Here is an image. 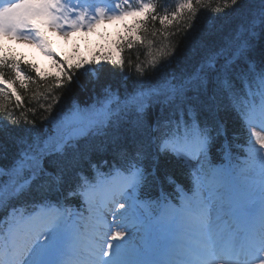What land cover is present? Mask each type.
Wrapping results in <instances>:
<instances>
[{
    "label": "trees",
    "instance_id": "16d2710c",
    "mask_svg": "<svg viewBox=\"0 0 264 264\" xmlns=\"http://www.w3.org/2000/svg\"><path fill=\"white\" fill-rule=\"evenodd\" d=\"M225 2L148 0L141 9L132 7L114 18L112 25H103L98 41L78 32L66 50L60 51L50 40L45 45L48 57L20 52L13 45L5 48L1 42L0 81L9 86L0 82V166L8 170L0 177L5 198L0 201V220L19 203L52 199L70 205L79 199L77 191L83 180L115 167L142 164L141 189L157 200L176 198L179 184L190 190L194 173L189 159L168 158L154 163L152 132L138 117L136 101L140 92L190 74L205 52L204 45L223 42L241 25L247 29L254 21H264V0H238L235 7L226 10ZM255 31L261 33L252 38L259 61L264 24H258ZM43 37L51 38L46 29ZM111 47L122 50V63L113 60L116 53L109 54ZM97 51L100 55H94ZM101 57L105 62L98 66L96 60ZM252 87L254 90L256 84ZM223 105L227 110L221 112V118L229 135L222 141L212 130L213 160L220 159L222 153L238 156L253 136L245 122V100L239 114L227 101ZM90 106L104 125L94 126L81 136L70 132L69 139H64L60 119L85 112ZM25 152L36 157L32 162L36 178L14 194L16 164ZM52 152L58 155H45ZM50 160L56 163L50 164ZM28 176L25 171L20 179Z\"/></svg>",
    "mask_w": 264,
    "mask_h": 264
},
{
    "label": "snow or ice",
    "instance_id": "6c2138e0",
    "mask_svg": "<svg viewBox=\"0 0 264 264\" xmlns=\"http://www.w3.org/2000/svg\"><path fill=\"white\" fill-rule=\"evenodd\" d=\"M112 2L113 0H51V6L44 7L38 18H33L37 19L36 27L41 32L52 21H62V25L58 24V27L65 31L73 30L83 22L84 27L80 30L88 31L87 25L96 21V7ZM237 2L238 0H232L229 4L226 0L224 9L235 7ZM53 7H58L63 12V17L54 13ZM104 24L105 22L98 21L94 26L98 30ZM258 24H264V21H254L247 29L241 25L231 37H225L223 42L204 45L205 52L190 74L179 80L169 79L138 94L135 110L152 132L151 143L155 147L153 160L156 165L168 158L184 162L190 157L210 156L215 146L212 130L222 141L229 135L227 124L221 118V112L227 110L223 102L227 101L231 110L239 114L241 102L253 91V84H256L254 91L264 97V48L258 61L255 44L252 42V38L261 35L255 31ZM62 36L67 39V36ZM100 51L94 55H100ZM108 51L110 55L114 51L116 55L113 60L122 63L120 48L111 47ZM104 62L103 57L96 60L98 66ZM153 97L157 99L153 101ZM45 155L54 156L58 153ZM35 159L33 154L25 152L18 160L15 169L18 182L15 183L14 194L21 193L24 186L30 185L36 178V173L32 172V162ZM49 163L54 165L56 162L50 160ZM25 171L29 172V176L20 179ZM47 171L54 169L48 168ZM136 171L143 178L142 164L136 166ZM6 174L8 170L0 166V177ZM3 191L0 188V201L5 199ZM124 207V204L119 205V209ZM257 261L264 264V244L254 247L248 254V264H257Z\"/></svg>",
    "mask_w": 264,
    "mask_h": 264
},
{
    "label": "rangeland",
    "instance_id": "374dc122",
    "mask_svg": "<svg viewBox=\"0 0 264 264\" xmlns=\"http://www.w3.org/2000/svg\"><path fill=\"white\" fill-rule=\"evenodd\" d=\"M20 1L21 2H19L18 4L10 3L9 5H7V7H0V37L6 38L10 41L13 40L18 46V48L24 50L27 53H31L36 50L42 49V46L38 42L40 39L37 37V34L33 29V27L35 26L33 25L32 27L30 25V22L33 20V17H38V15L42 13L44 7L51 6V0ZM109 9H111V11H109ZM52 10L58 16L63 17V12L60 11L58 7H53ZM113 12H116V10L113 9V5L111 3L107 4L106 6L101 5L100 7H96V21L90 22L87 25L88 31L82 32L85 35L91 37L93 41H98V39L102 37L101 32L103 30V25L100 29L97 30L94 26L95 22L103 21L105 22L104 25H112L114 17L109 15H111ZM58 24L62 25V21L50 22L49 30L52 33L55 46L58 47L61 51H63L67 48V45L72 40L73 34H75L76 31H81L80 29L84 27V24L83 22H80L79 27L69 31H65L62 29V27H58ZM62 35L67 36V39H65ZM81 47L83 50H85L86 48L83 41L81 42ZM93 109L94 108L90 106L88 109H86L85 112L80 111L78 113L70 115L69 117H64L62 121L60 119L59 130H61L62 132L64 128H69L68 124L75 123V125H72V127L70 128V132L74 135H78L81 134V132H85L91 129V127L101 125V120H99V118L95 116V113L92 111ZM260 137L262 136L260 135ZM262 138L264 139V136ZM199 158V162L194 163V169L196 170L197 180V196L203 195L206 200L209 201V203L214 204L216 208L222 207L223 203L225 206L226 202L232 201L227 187H237L236 183H229V174L223 166H212L208 164L207 157ZM114 190L115 189L113 188V191ZM216 191L222 192H217V194L215 195L214 192ZM124 194L130 199V194H128L127 192ZM132 201H135V198H132ZM130 206L131 205L129 204V207H127L126 212L123 211L119 214V216H121L119 218L116 216L118 215V213L116 212L107 215L105 219H102L104 229L103 231H101V233L106 236L108 232H111V234L106 237L108 238L109 242L105 243L104 239H101L99 241L100 248L110 253V255L104 259V264H124L128 261V259H125L123 256H120L118 254V252H120L119 248L117 250L115 249L111 251V242L113 240L122 241V239L119 238L120 234H122V237H124L125 235H127V237H133L134 243L129 245L134 246L135 244L138 248H145V241L147 242L146 245L150 244V241H152L153 246L154 244L155 246L153 247V249H149L158 251L157 253L160 256L170 257L171 259H174L175 264H210L208 262L209 258L214 259L211 261V264H223L222 261H215L217 260L216 258L219 256V253L217 251L219 245L217 243L220 240L215 237L214 232H217L218 226L221 225L219 223V220L217 221V223L214 224V226L217 227V230L213 229L214 226L211 227L212 224H201L197 222L194 226V232H192V238L188 237L187 235H184L183 237L184 239L187 238L189 241L188 248L180 252L177 248L171 249L169 246H167L168 240H170L171 238H176L177 235L180 236L177 229H170V227H172L171 225H175L172 223L171 219L168 223H158V221L155 219L156 215L153 214V209L146 208L145 213L143 210H140V215L144 216V223L141 226H136L134 223L130 224V222L125 223V220L130 217L129 215L133 214V210L128 211ZM224 210H226V206ZM110 211L114 210L112 209ZM207 212H209V209L207 210ZM230 212L234 213L232 211ZM235 214L238 215V211ZM243 214L244 213H242L241 215ZM133 215L134 217L131 219L132 222L136 221L137 223H140L142 217L140 215H137L136 213H134ZM123 219V224H120L122 222L121 220ZM7 221L10 223L6 230L7 236L10 232L11 237L19 236V240H21V242L25 243L26 245H29V243L27 242L28 239L26 238L24 233L20 232L21 228L25 226L20 222H23L24 220H22L21 218L16 219L15 217L13 220L8 219ZM11 222H13L14 225ZM113 228L116 229L114 232L112 231ZM67 230L68 229L66 228L64 222L55 226L53 232H49L47 236H42V238H40L38 242L34 243V246L31 249L32 254L30 259L24 260V258H22L19 260L18 264H42L44 257L50 256L52 250L56 249L58 246L61 250L64 248V246L68 244ZM203 234L205 235V241L207 246H205L204 248L199 246L196 249V245L193 238L197 239V236H201ZM58 243L59 245H57ZM211 243H215L216 247L212 246ZM240 244L241 242L236 243V249L240 246ZM229 247L230 245L226 246L227 253L234 257L235 255L232 252V248ZM79 250L82 251V249ZM84 250L85 253L91 254L89 248H86ZM149 252L150 251H145V254H148ZM180 254H184L185 256H187V258L185 256H181ZM244 255L245 253H242L241 257H243ZM146 256L147 255H140V257H137L135 259L136 263L153 264L154 260L150 259L148 261L146 259ZM193 256L195 257L194 260L192 259ZM57 260L59 262V259L56 258L52 264H57ZM240 264H248V260L247 262L244 261ZM257 264H259L258 261Z\"/></svg>",
    "mask_w": 264,
    "mask_h": 264
}]
</instances>
